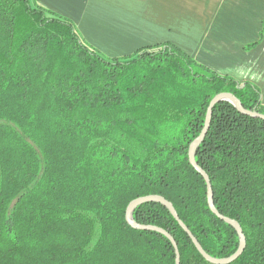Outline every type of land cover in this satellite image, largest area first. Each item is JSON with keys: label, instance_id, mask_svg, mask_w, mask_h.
<instances>
[{"label": "trees", "instance_id": "obj_1", "mask_svg": "<svg viewBox=\"0 0 264 264\" xmlns=\"http://www.w3.org/2000/svg\"><path fill=\"white\" fill-rule=\"evenodd\" d=\"M220 92L264 114L256 85L169 42L108 57L70 19L0 0V264H175L164 235L125 221L127 204L151 194L172 203L207 254L231 255L238 235L210 211L188 161ZM194 159L215 208L245 236L227 264H264V119L216 103ZM132 218L166 230L180 264H212L164 205L142 203Z\"/></svg>", "mask_w": 264, "mask_h": 264}, {"label": "crops", "instance_id": "obj_2", "mask_svg": "<svg viewBox=\"0 0 264 264\" xmlns=\"http://www.w3.org/2000/svg\"><path fill=\"white\" fill-rule=\"evenodd\" d=\"M110 57L169 42L197 64L249 81L264 105V0H33Z\"/></svg>", "mask_w": 264, "mask_h": 264}, {"label": "water", "instance_id": "obj_3", "mask_svg": "<svg viewBox=\"0 0 264 264\" xmlns=\"http://www.w3.org/2000/svg\"><path fill=\"white\" fill-rule=\"evenodd\" d=\"M220 101L230 102L239 112H241L245 115L251 116V117L264 119V114L259 113L255 110L245 109L242 106L239 99L235 95H233L232 93L220 92V93L216 94L215 96H213L212 99L209 101L207 108H206V113H205V118H204V123L202 125V128H201L198 136L191 141V143L189 144V147H188V161H189L190 165L203 177L205 184H206L207 205L213 214H215L219 219L223 220L224 222L228 223L229 225H231L234 228V230L236 231V233L238 235V239H239V244H238L237 249L228 257H223V258L212 257L209 254H207L206 251L202 248L201 244L196 239V237L191 233V231L186 227V225L180 220V218L178 217V214H177L175 208L173 207L172 203L170 201H168L167 199H165L161 195L151 194V195H146V196L134 198L127 204L126 209H125V221L132 228L138 229V230H147V231H154V232L160 233V234L164 235L170 241L171 245L174 248L175 264H180V255H179V251L177 248L176 241L166 230H164L161 227H158L155 225H150V224H141V223L135 222L132 218V211L138 205H141L142 203L150 202V201L158 202V203L164 205L168 209V211L170 212L172 217L177 221L178 225L188 235V237L190 238V240L193 243L197 252L209 263H212V264L230 263L233 260H235L242 253V251L244 250L245 245H246L245 236L243 234V231H242L240 224L236 220L220 214L217 211V209L215 208L214 203H213V198H212V187H211L210 179H209L207 173L196 163V161L194 159L195 151H196L197 147L199 146V144L203 141V139H204V137H205V135L209 129V125H210V121H211V115H212V109H213L214 105Z\"/></svg>", "mask_w": 264, "mask_h": 264}, {"label": "rangeland", "instance_id": "obj_4", "mask_svg": "<svg viewBox=\"0 0 264 264\" xmlns=\"http://www.w3.org/2000/svg\"><path fill=\"white\" fill-rule=\"evenodd\" d=\"M81 34V33H80ZM92 46V45H91ZM94 47V46H93ZM97 49V48H96ZM103 54V53H102ZM105 55V54H104ZM105 56H108V55H105ZM108 57H110V56H108ZM262 101V100H261ZM263 104V103H262Z\"/></svg>", "mask_w": 264, "mask_h": 264}]
</instances>
